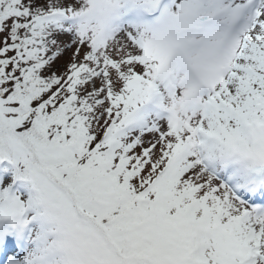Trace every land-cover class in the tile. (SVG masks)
Here are the masks:
<instances>
[{"label": "snow or ice", "instance_id": "snow-or-ice-1", "mask_svg": "<svg viewBox=\"0 0 264 264\" xmlns=\"http://www.w3.org/2000/svg\"><path fill=\"white\" fill-rule=\"evenodd\" d=\"M0 264H264V0H0Z\"/></svg>", "mask_w": 264, "mask_h": 264}]
</instances>
